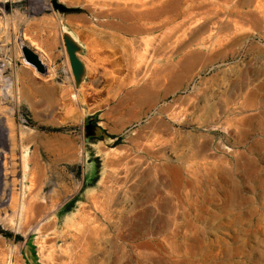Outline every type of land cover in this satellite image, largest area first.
I'll list each match as a JSON object with an SVG mask.
<instances>
[{
    "label": "rangeland",
    "instance_id": "obj_1",
    "mask_svg": "<svg viewBox=\"0 0 264 264\" xmlns=\"http://www.w3.org/2000/svg\"><path fill=\"white\" fill-rule=\"evenodd\" d=\"M52 1L0 0V264H264V0H56L78 75Z\"/></svg>",
    "mask_w": 264,
    "mask_h": 264
},
{
    "label": "crops",
    "instance_id": "obj_2",
    "mask_svg": "<svg viewBox=\"0 0 264 264\" xmlns=\"http://www.w3.org/2000/svg\"><path fill=\"white\" fill-rule=\"evenodd\" d=\"M61 22V34H62V42L64 48L66 47L67 53L68 48L67 45L71 44L78 48V45L83 44L84 36L93 35V25H92V16H88L87 14H82L78 12L64 13L60 17ZM51 39V38H50ZM45 49L51 55L52 59L57 62L61 60L63 54L61 53L62 47L58 38L51 39L49 41H45ZM77 53V52H76ZM69 55V53H68ZM56 69L51 67L49 68V73L47 74L56 75ZM16 79L15 85L20 91H23V96L26 98L25 101L22 102L23 105L32 104L33 100H40L41 104L49 103L47 100L51 98L55 99L58 95L59 86L55 83L52 84H43L37 81L35 78L34 72L29 69V67H25L21 65L16 70ZM32 91L35 93L32 94ZM34 98H33V97ZM27 100V101H26Z\"/></svg>",
    "mask_w": 264,
    "mask_h": 264
},
{
    "label": "water",
    "instance_id": "obj_3",
    "mask_svg": "<svg viewBox=\"0 0 264 264\" xmlns=\"http://www.w3.org/2000/svg\"><path fill=\"white\" fill-rule=\"evenodd\" d=\"M52 5H53L55 10L62 12V13H71V12L75 11L74 9L69 8V7L61 4V3L57 2L56 0L52 1ZM67 48H68L69 58H70V62H71L73 71L76 75H78L79 71L81 69V63L75 55L76 49L71 44H68ZM21 50H22L24 60L27 64L33 66L38 73H40L42 75L47 74V72H48L47 67H46L45 63L42 61L40 55L35 50H33L28 45H24L21 48Z\"/></svg>",
    "mask_w": 264,
    "mask_h": 264
},
{
    "label": "bare ground",
    "instance_id": "obj_4",
    "mask_svg": "<svg viewBox=\"0 0 264 264\" xmlns=\"http://www.w3.org/2000/svg\"><path fill=\"white\" fill-rule=\"evenodd\" d=\"M42 58V57H41ZM43 60V59H42ZM5 131V133H6V131H7V133H8V137H9V139H8V141H10V140H12V137H13V135H12V132H11V129H10V127H7V129H6V127H5V129H3V132ZM4 162H3V165H4V172H2V173H0V178H3L4 180H7L8 181V174L10 173L9 172V167L7 166V164H6V156H4ZM2 161V160H1ZM8 161V160H7ZM9 164L11 165V162H9ZM11 167V166H10ZM13 172V171H12ZM7 183V186L5 187V189H4V192L3 193H0V196H2L0 199V207L1 206H4V205H8V202H6L7 200H8V197H12L11 198V201L13 202V198H14V193H13V191H14V189H13V187L11 188L10 187V184L8 185V182H6ZM10 191V192H9ZM12 202L10 203V205L12 204Z\"/></svg>",
    "mask_w": 264,
    "mask_h": 264
},
{
    "label": "trees",
    "instance_id": "obj_5",
    "mask_svg": "<svg viewBox=\"0 0 264 264\" xmlns=\"http://www.w3.org/2000/svg\"><path fill=\"white\" fill-rule=\"evenodd\" d=\"M0 233L3 234L4 236L8 237V238L13 237L12 234H10V233H8V232H6V231H3L1 228H0ZM16 238H17V239H20L19 236L16 237Z\"/></svg>",
    "mask_w": 264,
    "mask_h": 264
}]
</instances>
